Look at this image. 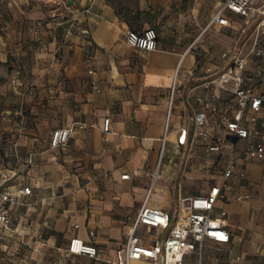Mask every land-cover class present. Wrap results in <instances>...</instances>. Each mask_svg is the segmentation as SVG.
Wrapping results in <instances>:
<instances>
[{"label":"crops","instance_id":"crops-1","mask_svg":"<svg viewBox=\"0 0 264 264\" xmlns=\"http://www.w3.org/2000/svg\"><path fill=\"white\" fill-rule=\"evenodd\" d=\"M72 1L61 19L53 10L47 18L37 2L20 0L22 12L40 25L37 34L33 22L19 29L15 21L0 25V109H26L20 119L25 127L18 125L15 133L5 132L0 120V171L10 176L3 185L12 192L30 188L8 205L12 226L0 229V264H116L149 187L147 205L176 216L189 198L221 183L230 156L232 172L211 213L230 240L205 239L201 257L187 255L183 264H264V156L242 158L248 142L264 148V110L246 111L250 136L244 139L228 137L209 116L208 132L225 137L220 152L193 138L194 114L212 93H220L217 107L229 100L232 113L236 108L233 82L226 88L203 83L236 56L248 71L264 66V57L249 53L256 25L238 37L245 17L231 10L224 11L228 24L211 22L222 5L218 0L213 6L210 0L187 6L177 0ZM149 27L157 32L156 49L127 43L129 30ZM13 41L23 69L3 67L15 59L8 50ZM73 123L68 142L50 147L52 130ZM181 128L188 132L184 144L178 143ZM127 172L129 178H121ZM137 235L149 243L164 231L149 234L141 225ZM72 237L94 244L98 254L70 253Z\"/></svg>","mask_w":264,"mask_h":264},{"label":"built area","instance_id":"built-area-1","mask_svg":"<svg viewBox=\"0 0 264 264\" xmlns=\"http://www.w3.org/2000/svg\"><path fill=\"white\" fill-rule=\"evenodd\" d=\"M225 10L242 15L246 20L256 22L259 29L264 20V0H224L223 4L214 14L211 22L228 24L224 16ZM242 30L244 31L245 28ZM126 41L129 45L144 49L154 50L157 48V32L149 27L141 32L129 30L126 33ZM253 55L264 57V44L255 41L250 49ZM233 82L230 91L236 99V108L231 111L229 100H222V106L217 107L214 102L220 98L219 92L211 94L204 109L197 110L193 117L194 131L193 138L200 139L207 151L220 152L225 137L212 135L208 132L206 124L208 117L215 115L218 124L225 129L227 136L233 139H244L250 136L249 129L243 122L244 115L248 109L252 111L264 110V66H257L252 71H248L243 57L236 56L231 63L221 71L215 73L211 78L203 83L204 87L216 86L226 88L227 82ZM249 83H257L261 89H253ZM176 81L171 88V98L175 92ZM172 101V99H171ZM255 120V116H251ZM75 124L57 127L50 134L49 144L52 148L64 146L75 128ZM83 127L82 124L78 125ZM111 130L110 119H104L103 131ZM188 132L186 128H181L178 135V143L184 144L187 141ZM264 156L262 145L248 142L243 151L242 158L259 159ZM234 159L230 156L225 164L222 180L220 184H214L210 189L189 198L182 211L176 216L167 210L152 208L147 205L151 188L147 189L144 200L139 207L132 222L130 232L123 244L117 250L116 264H183L184 258L190 254H197L201 257L202 242L209 239L217 243H226L230 240L229 232L214 223L211 213L215 202L220 195L221 187L232 172ZM130 173L121 174V178H129ZM153 176V175H152ZM10 176L0 171V229L9 231L12 226V215L8 207L9 203L17 201V195L30 194L29 187H22L17 193L12 192L3 184ZM145 226L146 231L151 234L152 229L164 231L162 237H151L149 243H145L137 235L139 226ZM68 251L72 254H87L94 257L98 254V249L94 244L86 243L78 237L70 238Z\"/></svg>","mask_w":264,"mask_h":264},{"label":"rangeland","instance_id":"rangeland-1","mask_svg":"<svg viewBox=\"0 0 264 264\" xmlns=\"http://www.w3.org/2000/svg\"><path fill=\"white\" fill-rule=\"evenodd\" d=\"M188 1L190 0H177L176 2L182 3V6H187ZM211 1V6H213L214 2L217 0H210ZM218 1H222V4L224 2V0H218ZM39 3L42 8L44 9V12L46 13V15L48 16L47 18H50L49 16H51L50 11L53 10L56 12V14L58 13V16L61 19L67 18L68 17V9L71 8V6L73 5V1L71 4H66L65 0H29V5L32 3ZM174 2V0H173ZM57 3V6H59V9L54 8L55 4ZM21 3L20 0H0V25L1 24H5V23H9V22H18V24L16 25V28L18 27V29L20 28L21 24L26 23V25H29L31 27V22L35 21L32 18L28 17V13H24L22 12L23 7H20ZM217 7H215L216 9ZM183 11H185V9H183ZM213 12H211L212 14ZM214 14V13H213ZM183 15H187V14H183ZM256 25V22H253ZM33 24H35V22H33ZM249 24L251 23V20H246L244 19L243 22V26L237 30V36L238 37H242V36H246L247 35V30L242 32V28L247 29ZM23 26V25H22ZM40 26L39 24H35V27L33 28V30L35 31V33H39L41 31V29L38 27ZM264 27L261 26L258 31H256V33L254 34V36L258 37V41L263 43V38H264V34L263 32ZM4 30V29H3ZM2 31V29H0V32ZM5 31V30H4ZM19 31V30H18ZM255 31V30H254ZM24 35L26 34V29L23 30ZM32 32L30 30H28L27 35L30 36ZM3 35V34H2ZM4 36V35H3ZM23 36V35H22ZM11 47V48H10ZM8 47V50L10 51L9 53L12 52V56H14L15 59L8 61V67L7 66H3L5 68H13V69H23L26 67V62L20 59H17L16 54L19 51V46L17 45V42L13 41L12 45ZM0 53H5V51L0 48ZM2 65V62L0 61V67ZM5 110L4 113L0 114V120L3 121L4 127H6L7 129L5 130V132L10 133H15L16 128L18 127V125L20 127H25V124L20 121L24 120V118L26 117V109L25 107L19 109V110H15L13 108H1L0 109ZM0 111V112H1ZM10 111V112H9ZM17 111H19V113H17ZM6 116V117H5ZM4 117V118H3ZM4 131V130H3ZM24 131V130H23ZM42 132V130H40V133Z\"/></svg>","mask_w":264,"mask_h":264},{"label":"water","instance_id":"water-1","mask_svg":"<svg viewBox=\"0 0 264 264\" xmlns=\"http://www.w3.org/2000/svg\"><path fill=\"white\" fill-rule=\"evenodd\" d=\"M66 1V4H71L72 3V0H65ZM261 25L264 27V20L262 21Z\"/></svg>","mask_w":264,"mask_h":264}]
</instances>
